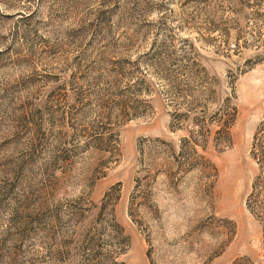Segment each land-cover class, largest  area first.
Returning a JSON list of instances; mask_svg holds the SVG:
<instances>
[{
    "label": "rangeland",
    "instance_id": "obj_1",
    "mask_svg": "<svg viewBox=\"0 0 264 264\" xmlns=\"http://www.w3.org/2000/svg\"><path fill=\"white\" fill-rule=\"evenodd\" d=\"M263 121L264 0H0V264H264Z\"/></svg>",
    "mask_w": 264,
    "mask_h": 264
},
{
    "label": "trees",
    "instance_id": "obj_2",
    "mask_svg": "<svg viewBox=\"0 0 264 264\" xmlns=\"http://www.w3.org/2000/svg\"><path fill=\"white\" fill-rule=\"evenodd\" d=\"M259 133L260 135L263 134L264 135V121L260 124L258 133L256 134V143H254V153L255 155L258 157V160L260 162V169L262 170V176H260V182H258V185L260 184V189H258V185L256 183L255 187H254V192L252 193V195L250 196V206H252V208H254L255 206L257 208H260L258 211V216L260 217H264V207L262 205H259V199L257 200V195L259 196L262 191H264V145L261 139V136L259 137ZM262 177V178H261ZM262 189V190H261ZM260 190V191H259ZM256 191V193H255ZM258 191V194H257Z\"/></svg>",
    "mask_w": 264,
    "mask_h": 264
}]
</instances>
